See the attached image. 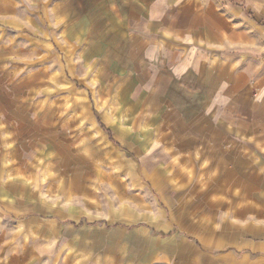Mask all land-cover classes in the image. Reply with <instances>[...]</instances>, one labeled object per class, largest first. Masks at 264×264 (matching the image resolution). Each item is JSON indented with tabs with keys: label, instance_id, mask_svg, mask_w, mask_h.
<instances>
[{
	"label": "crops",
	"instance_id": "obj_1",
	"mask_svg": "<svg viewBox=\"0 0 264 264\" xmlns=\"http://www.w3.org/2000/svg\"><path fill=\"white\" fill-rule=\"evenodd\" d=\"M32 9L41 32L99 25L108 38L104 131L125 144L130 201L146 206L147 188L162 208L130 225L109 222L138 214L83 222L0 203L16 224L0 264H264V0H0L4 26L30 30Z\"/></svg>",
	"mask_w": 264,
	"mask_h": 264
},
{
	"label": "rangeland",
	"instance_id": "obj_2",
	"mask_svg": "<svg viewBox=\"0 0 264 264\" xmlns=\"http://www.w3.org/2000/svg\"><path fill=\"white\" fill-rule=\"evenodd\" d=\"M32 11L30 30L4 26L0 15V203L25 198L83 222L136 213L139 222L109 223L151 225L143 215L162 207L147 188L146 206L130 201L135 189L117 168L125 144L104 131L110 110L103 105L118 87L110 77L108 38L99 25L41 32ZM106 146L110 163H104ZM15 228L0 209V242Z\"/></svg>",
	"mask_w": 264,
	"mask_h": 264
}]
</instances>
